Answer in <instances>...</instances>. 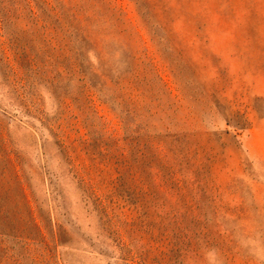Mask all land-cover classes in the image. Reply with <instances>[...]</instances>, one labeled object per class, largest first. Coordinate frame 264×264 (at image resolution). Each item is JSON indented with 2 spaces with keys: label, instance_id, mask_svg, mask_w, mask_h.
I'll return each instance as SVG.
<instances>
[{
  "label": "rangeland",
  "instance_id": "rangeland-1",
  "mask_svg": "<svg viewBox=\"0 0 264 264\" xmlns=\"http://www.w3.org/2000/svg\"><path fill=\"white\" fill-rule=\"evenodd\" d=\"M0 264H264V0H0Z\"/></svg>",
  "mask_w": 264,
  "mask_h": 264
},
{
  "label": "trees",
  "instance_id": "trees-1",
  "mask_svg": "<svg viewBox=\"0 0 264 264\" xmlns=\"http://www.w3.org/2000/svg\"><path fill=\"white\" fill-rule=\"evenodd\" d=\"M83 42L84 43H86V44H88L89 42L88 41H86V40H83ZM81 55H83V60H84V57H85V52L84 51H82V54ZM85 67H87V66H85ZM86 69V68H85Z\"/></svg>",
  "mask_w": 264,
  "mask_h": 264
}]
</instances>
